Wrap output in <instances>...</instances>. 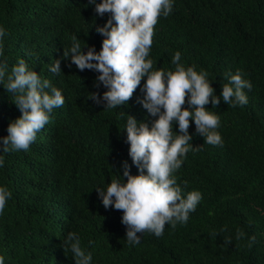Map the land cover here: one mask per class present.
Masks as SVG:
<instances>
[{"label": "trees", "instance_id": "1", "mask_svg": "<svg viewBox=\"0 0 264 264\" xmlns=\"http://www.w3.org/2000/svg\"><path fill=\"white\" fill-rule=\"evenodd\" d=\"M87 5L0 0L7 33L0 60L10 72L24 59L64 96L27 151L3 153L0 185L12 193L0 214L5 264H74L63 249L69 232L79 235L93 264H264V0H175L172 12L158 18L149 53L154 68L174 70L179 51L180 63L205 71L217 94L228 83L226 73L240 71L253 87L245 89V105L205 106L220 117L222 146L204 143L190 119V143L202 146L183 157L174 175L184 194L198 190L202 199L186 223L166 224L159 237L145 231L134 246L126 241L121 210L105 209L93 188L116 179L122 160L131 165L120 130L126 114L149 125L155 117L138 103L139 86L126 104L103 108L88 98L105 90L94 86L97 73L68 59H61L62 73L48 70L74 36L99 50L95 26L108 14L99 17ZM11 99L0 85V136L20 115ZM130 172L137 174L134 165Z\"/></svg>", "mask_w": 264, "mask_h": 264}, {"label": "clouds", "instance_id": "2", "mask_svg": "<svg viewBox=\"0 0 264 264\" xmlns=\"http://www.w3.org/2000/svg\"><path fill=\"white\" fill-rule=\"evenodd\" d=\"M174 2L88 0L87 6H93L97 16L108 14L102 25L95 26V31L102 36L99 50L86 42L81 45L80 38L74 36L70 47L63 50L61 58L53 59L48 68L60 74L61 59H68L80 71L88 69L97 73L94 86L105 90L90 92L88 98L103 108L126 104L139 86L142 96L137 98L138 103L149 116L155 117L149 125L125 113L127 119L120 130L125 134L131 165L122 160L119 168L113 170L117 173L116 179L93 188L105 209L121 210L125 238L133 246L140 242L145 231L159 237L166 224L175 227L177 223H186L189 213L202 199L198 190L184 194L174 175L181 168L183 157L202 146L193 147L190 143L193 138L188 131L190 119L204 143L222 146L223 139L217 131L220 117L205 106H217L221 100L234 107L245 105L248 103L245 89L253 87L250 80L242 78L240 71L226 73L228 83L217 94L205 71L197 72L194 66L185 67L180 63L179 51L172 56L174 70L153 67L149 53L154 26L159 17H167L172 12ZM6 35L0 26V45ZM8 69L6 61L0 60V85L12 95L11 101L20 115L9 120L7 135L0 136V167L5 163L3 153L27 151L37 133L49 122L53 109L64 103L61 90L30 69L24 59H19L10 72ZM185 104L187 107H182ZM132 165L137 169L135 175L130 172ZM11 196L10 189L0 185V214ZM63 249L72 253L74 264H93L92 254L81 247L76 232L67 234ZM0 264H5L2 255Z\"/></svg>", "mask_w": 264, "mask_h": 264}]
</instances>
